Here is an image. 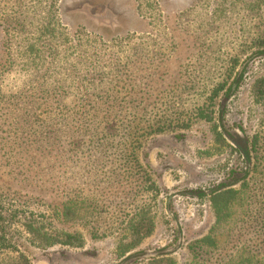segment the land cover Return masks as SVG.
<instances>
[{
    "label": "rangeland",
    "instance_id": "374dc122",
    "mask_svg": "<svg viewBox=\"0 0 264 264\" xmlns=\"http://www.w3.org/2000/svg\"><path fill=\"white\" fill-rule=\"evenodd\" d=\"M262 25L264 0H0V161L10 145L15 167L0 169V197H26L1 205L12 213V237L0 264H128L139 252L194 264L191 250L215 219L209 203L183 193L238 170L236 137L264 143V107L252 88L264 77V56L253 48ZM243 72L221 123L225 97L215 90ZM46 103L61 112L45 139L58 154L25 141L36 131L29 127L46 126ZM70 124L86 128L87 160L59 141L63 130L70 142L82 133ZM247 177L228 186L239 189ZM249 187L261 191L264 177ZM79 194L93 216L64 221L61 203ZM144 208L152 231L118 258L117 247L131 241L123 223ZM234 226L218 233L222 255H203L202 264L235 257ZM66 234L80 241L66 245Z\"/></svg>",
    "mask_w": 264,
    "mask_h": 264
},
{
    "label": "trees",
    "instance_id": "16d2710c",
    "mask_svg": "<svg viewBox=\"0 0 264 264\" xmlns=\"http://www.w3.org/2000/svg\"><path fill=\"white\" fill-rule=\"evenodd\" d=\"M253 48L258 52H262L261 56H264V25H262L260 28L258 37L254 42ZM235 63L236 62H234V64ZM244 74L245 72L241 73V75L239 76L235 74L232 77L230 83H224L223 85L219 86L215 90L214 94L216 96H219L221 93H223V98L225 97L224 100L228 99L230 94H232L234 90H238L241 86L242 82L244 81ZM252 88L255 92L253 93V96H255L253 97L255 100L254 102H256L257 104H261V106L264 107V77L257 79ZM220 106L222 107V105ZM225 106L223 107V109L221 108V123L223 121ZM41 110V115L43 117H46V126L44 127V125H41L40 128L36 126L29 127L30 130L34 127L36 131H34V133L26 134L25 141H27L29 146H34L36 148H40V146H44L45 144H50L54 148L55 153L58 154L59 146H57L52 141L47 142L45 141V139H48V135H51L50 132H47L46 128L50 120L54 119L55 116H59L61 112H56L58 110L50 109L48 103H46V109L41 108ZM77 114L78 113H74L75 116ZM70 128L73 129L74 132L81 131L82 133H80L78 138L74 137V140L72 139L73 142H70L69 140H66V138L69 139L70 131L63 130L62 133H64V135H62L59 141L61 142L62 140H65L66 142H68L70 146L68 152L75 154L74 157H76L77 159L87 160L85 151L88 150L86 149L88 145L84 140V137H87L88 135V133H86V128L82 126V124L78 126H72L70 124ZM71 133L73 132L71 131ZM236 138L240 139L241 141L240 146L235 147L241 161L240 166H238V170L230 171L226 180L223 183L214 186L213 188L207 190H188L183 193V196L192 197L201 202L209 203L215 219V225L214 228L211 230L210 234L200 240L197 243L196 247L191 250V255L194 259V264L205 263V258L203 255H222V249L220 246H218L217 237L218 233L221 230H225V228L229 227L230 223L235 224V237L239 236L237 238L238 240L235 242L237 246V253L232 260H226L225 258H222V261H220L221 257H219L220 263L217 264H264V189H262L261 191L257 190L256 193H254V189L249 187L250 183L254 181V178L264 177V143L258 142V138H255L252 141L244 137ZM231 140L233 141L234 138ZM6 148L7 153H5L4 156H7V158L2 157V159L5 160L0 161L1 170L6 167L15 168L14 163L12 161L13 157L11 155L13 149L10 145H8ZM24 150L27 151L26 148H24ZM134 154L135 153L133 149L132 153H127L125 155V159H127L125 161V167L129 166L127 164L132 162L131 160L134 159ZM61 157L62 156H59V158ZM54 163L57 164L59 163V161L56 159ZM243 175H247L248 177L243 182V184L240 185L239 189L230 188L228 186V183L236 182L239 177ZM20 194L21 193L16 191L10 192L8 197H0V247H2L3 244L8 243L9 238L12 237L9 232L11 224L9 222L7 223L6 220L8 219L7 216L12 215V213H10L9 211H5L1 205H4L7 200L12 203L17 202L21 204L23 198L26 199V197ZM75 198V200L65 201L61 203L60 216L63 218L64 221H72L75 219L81 220L86 217L93 216L92 212L86 211L88 210V208H85V200H87V198L84 199L83 194L76 195ZM38 199H40V201L42 200V198ZM236 210L241 211V213L245 217V221L238 220L237 222H232L233 213L236 212ZM149 215L150 212L148 208L140 209L137 212H134L128 218V220L123 223V232L127 236L126 241H131L128 242V244L123 243L122 245L117 247L118 258H123L127 254H130L150 234V232L152 231L151 227H153V223L152 221H148ZM238 222H241V225H239ZM31 224H33L34 226V223L31 222L26 225V228H32ZM42 230L44 229L42 228ZM254 234L255 236H257L256 240L248 238V235L254 236ZM47 236L49 237L48 231L47 233L41 232V236L39 237L40 239H42L39 242H42L43 240L47 239L49 240V238H46ZM64 238L66 245L72 244V240L80 241V237H72L68 234L64 235ZM135 239L136 244L134 245ZM168 247H171V245ZM176 250L178 249L175 248L172 252H176ZM141 256L142 253L140 252L136 253L135 255L132 254L130 255V257H128L127 263L131 264L130 261L133 260L135 261V264L175 263L173 258L148 260L141 258ZM5 264L11 263L6 262ZM20 264H25V261H20Z\"/></svg>",
    "mask_w": 264,
    "mask_h": 264
},
{
    "label": "water",
    "instance_id": "95a60500",
    "mask_svg": "<svg viewBox=\"0 0 264 264\" xmlns=\"http://www.w3.org/2000/svg\"><path fill=\"white\" fill-rule=\"evenodd\" d=\"M230 95H231V94H230ZM229 97H230V96H229ZM229 97H228V98H229ZM227 101H228V99H226V100L223 101V103H222V107H221L222 109H223V107L226 105ZM220 116H221V113H220ZM220 116H219V118H220Z\"/></svg>",
    "mask_w": 264,
    "mask_h": 264
}]
</instances>
